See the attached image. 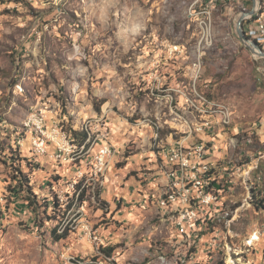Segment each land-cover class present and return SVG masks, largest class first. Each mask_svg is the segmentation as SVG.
<instances>
[{"label": "rangeland", "instance_id": "1", "mask_svg": "<svg viewBox=\"0 0 264 264\" xmlns=\"http://www.w3.org/2000/svg\"><path fill=\"white\" fill-rule=\"evenodd\" d=\"M214 1L0 0V264H264V57L238 33L245 8ZM34 111L86 132L81 158H37ZM193 138L216 146L224 186L196 240L156 213L149 171L156 140Z\"/></svg>", "mask_w": 264, "mask_h": 264}, {"label": "bare ground", "instance_id": "2", "mask_svg": "<svg viewBox=\"0 0 264 264\" xmlns=\"http://www.w3.org/2000/svg\"><path fill=\"white\" fill-rule=\"evenodd\" d=\"M215 1H219V0H215ZM224 2L238 4L242 2V0H222L219 3H224ZM262 3L263 5L258 9L256 14L249 15L244 20V30L247 37H248V32H250L254 24L264 16V0H262ZM248 38L251 40H256L260 44V37L250 36ZM262 48L264 49V43L262 45ZM201 64L202 61L200 58L194 62V66L196 68L201 67ZM42 113L46 115L45 112L34 111L29 115V117L25 122V127L26 128L29 127L31 130H33L35 134L33 135V138L31 140V146L33 153L37 158L39 157V148L36 145L34 138L37 134L36 124H38L39 116ZM207 125H210V122H208ZM55 126L56 127L45 129V138L65 139V131L63 127L58 124ZM85 142L82 145H80V143H78L73 138L71 133L67 136V139L62 140V149L54 148L52 152L50 148H52L53 146H46V154H51V159H55L59 161L60 160L73 161L77 157L81 158L80 155L82 154V150H79L78 147L82 146V149H85L87 147V144H85ZM190 142H192V140H190ZM19 144L23 146L24 145L23 140H20ZM169 146L170 144L161 148L162 145L158 140H156V142L153 145V147L157 150V153L155 155L156 159H154L155 166L153 167V169L149 171L162 176L161 177L162 180L158 185V189L154 194V196L152 197L155 201L156 213H158L163 220L169 222L173 226V228L177 229V231L181 235H186V234L191 235L193 239L196 240L199 238V235L204 230L209 229L211 223H217L222 221L223 219V217L221 216L222 215L221 210L223 209V204H224L223 201L224 186L219 178L221 170L220 168H212L213 186L218 188V190H214L213 193V202L217 208H211L210 213L207 215L206 208L202 207L199 203H200V197L204 196V190H205L204 178L208 171V164L200 163L199 168H197L195 172V171H188V167L184 164L183 160H170V169H175L178 175L177 185L175 186L172 180V174L169 171L168 166H161V168H155L157 163L159 165H167L168 156L166 152ZM106 148H112V152L110 153V150ZM77 149L79 151L78 154H77ZM116 152H117L116 147L111 144H108L107 146H105L103 151H101L99 154L95 156L93 162L94 168H93V172L91 173L94 176L93 179L100 180V177L105 175L111 160L116 155ZM98 163H100V166H98ZM95 170H96V174H95ZM78 175H79V180L76 182V184H73V187H77L78 184H83L82 187L85 186L86 179H89L90 177L87 176L86 178V174H84L82 171H79ZM151 179H153V177ZM82 187L80 186V188ZM184 188L187 189V193ZM190 217H192V223L195 224V226H190L189 228L186 229V232L185 230H183V228H177L178 226H183L186 222V218H190ZM255 239H258V236H256Z\"/></svg>", "mask_w": 264, "mask_h": 264}, {"label": "built area", "instance_id": "3", "mask_svg": "<svg viewBox=\"0 0 264 264\" xmlns=\"http://www.w3.org/2000/svg\"><path fill=\"white\" fill-rule=\"evenodd\" d=\"M220 1L222 0L214 1V2L219 3ZM246 9L247 8L245 7V10ZM250 36L260 37V45L261 46L263 45L264 16L258 22H256L254 26L251 28L250 32H248V37ZM36 125H37V134L34 138V141L39 148L38 158L42 157V158L51 159V154H46V146H53V148L62 149V140L67 139V136L72 132L64 130L65 139H46L45 129L48 127L46 123V115H44L43 113L39 116V122ZM215 148L216 146H211L210 142L196 140L195 138H193L192 142L175 141L170 144L166 152L168 156L167 165H159L157 163L155 167V168H161V166H168L169 171L172 174V180L174 182V185L176 186L178 175L175 169H170V160H183L184 164L188 167V171H195V172L197 168H199L200 163H207L208 171L204 178V182H205L204 196L200 197V203H199L202 207L206 208L207 215L210 213L211 208H217L213 202V193L214 190H218V188L213 186V175H212V168H219V161L215 159L213 153ZM106 149H109L110 153L112 152V148H106ZM78 153L79 151L77 150V154ZM98 166H100V163H98ZM226 173H228L229 175V171ZM95 174H96V170H95ZM185 190L187 193V189ZM190 226H195V224L192 223V217L186 218L185 224L183 226H178L177 228H183V230H185L186 232V229L189 228ZM184 244H186L187 248H190L191 250L192 246H189L185 240H184Z\"/></svg>", "mask_w": 264, "mask_h": 264}, {"label": "trees", "instance_id": "4", "mask_svg": "<svg viewBox=\"0 0 264 264\" xmlns=\"http://www.w3.org/2000/svg\"><path fill=\"white\" fill-rule=\"evenodd\" d=\"M72 134H73L74 139L76 141H78L80 143V145H82L86 141V139L88 137L86 132H81V131H77V130H73ZM14 159L16 160V158H14ZM20 159H21V157H20ZM22 159L23 160H27L28 158H22ZM21 176L24 177V180L26 181V184L29 187V191L32 192V186L30 185V181L31 180L29 179L28 174H26L24 172H21ZM82 185L83 184H78L77 185V189L80 191L81 197H85L87 190H85V188H80V186L82 187ZM21 191H23L22 188L19 189V190L16 189L15 193H20ZM254 196H255V199L253 201V204H254L255 208H257L258 210L264 211V194H263V191L259 190L257 193H254ZM53 204H54L55 207H58L59 200H54ZM57 237L60 240V239H62L64 237H66V233L59 234ZM108 256L109 257L112 256L111 252L108 254Z\"/></svg>", "mask_w": 264, "mask_h": 264}, {"label": "water", "instance_id": "5", "mask_svg": "<svg viewBox=\"0 0 264 264\" xmlns=\"http://www.w3.org/2000/svg\"><path fill=\"white\" fill-rule=\"evenodd\" d=\"M255 5L253 9L251 10H243L241 13L240 18L237 22V29L240 37L243 39V41L250 47V49L255 53L260 55L261 57H264V49L262 46L256 41L251 40L247 37L245 30H244V20L249 15H254L258 11V9L263 5L262 0H254Z\"/></svg>", "mask_w": 264, "mask_h": 264}, {"label": "crops", "instance_id": "6", "mask_svg": "<svg viewBox=\"0 0 264 264\" xmlns=\"http://www.w3.org/2000/svg\"><path fill=\"white\" fill-rule=\"evenodd\" d=\"M247 1H248V0H242V2H240V3H238V4H240V5L242 6V8L246 7V8H247L246 10H251V9H253V7H254V5H255L254 0H250V1H252V3H253V6H252L251 8H249L248 5L246 4Z\"/></svg>", "mask_w": 264, "mask_h": 264}]
</instances>
